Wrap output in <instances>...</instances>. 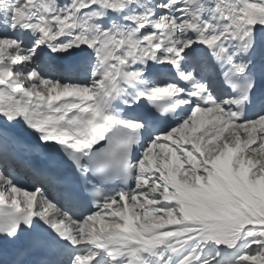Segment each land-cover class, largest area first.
Here are the masks:
<instances>
[{
  "label": "snow or ice",
  "instance_id": "6c2138e0",
  "mask_svg": "<svg viewBox=\"0 0 264 264\" xmlns=\"http://www.w3.org/2000/svg\"><path fill=\"white\" fill-rule=\"evenodd\" d=\"M0 264H264V0H0Z\"/></svg>",
  "mask_w": 264,
  "mask_h": 264
}]
</instances>
